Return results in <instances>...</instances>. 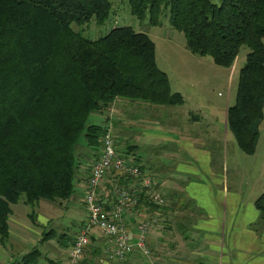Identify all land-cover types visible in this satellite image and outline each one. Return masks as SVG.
Instances as JSON below:
<instances>
[{
	"label": "trees",
	"instance_id": "1",
	"mask_svg": "<svg viewBox=\"0 0 264 264\" xmlns=\"http://www.w3.org/2000/svg\"><path fill=\"white\" fill-rule=\"evenodd\" d=\"M129 5L134 17L149 18L156 27L168 12L187 49L219 67H230L243 46L250 49L227 125L239 149L254 155L264 119V0H221L220 6L211 0H129ZM112 7L111 0H0L1 246L10 239L11 205L22 201L35 223L42 200L68 202L75 195L78 148L97 159L107 131L87 124L92 114L109 113L117 100L185 103L158 68L148 35L122 27L91 41L73 29L93 20L105 24ZM136 149L128 146L130 153ZM134 182L120 178L121 185ZM138 196L139 204L160 208L145 191ZM255 208L264 221V194Z\"/></svg>",
	"mask_w": 264,
	"mask_h": 264
},
{
	"label": "crops",
	"instance_id": "2",
	"mask_svg": "<svg viewBox=\"0 0 264 264\" xmlns=\"http://www.w3.org/2000/svg\"><path fill=\"white\" fill-rule=\"evenodd\" d=\"M119 104L123 110L129 108V104L123 103V100H117L113 107ZM179 114L177 111L166 113L169 124L179 133V144L174 150L180 153V164H177L180 178H168L158 157L156 165L150 171L129 151L121 155L152 175L154 182L156 181V190L167 202L165 207L160 208L150 207L146 202L138 203L137 207L127 211L124 216L131 238L138 237L141 223L151 222L147 233L151 255L146 257L136 252L125 261H110L107 257L109 242L101 231L95 229L91 233V243L82 264H264V226H259L255 220L249 221L248 213L241 216L240 195L230 187L227 177L223 175L224 168L215 161L212 151L206 149L207 136L210 133L215 134L216 130L212 124L204 123L201 117L189 113L194 117L195 126L203 123L207 127L204 136L195 134L191 131L192 125H181ZM95 160L92 152L88 150L85 162L80 163L75 193L80 191L82 199L86 194ZM189 185L190 189L187 187ZM117 187L127 188L135 194L138 202L141 200L138 195L143 190L138 182L121 185L120 178L111 173L103 181L99 195L107 211L111 212L114 208L116 198L112 190ZM76 200L75 196L68 202L53 203L42 200L36 208L35 223L29 218L31 209L22 201L11 205L10 239L6 246L0 245V264H38L45 255L44 250H39V236L41 235L44 245L49 244L58 237L56 230L59 228H62L60 232L72 233L60 234L63 239L60 237L56 248L52 247L58 256L57 262L50 260L49 264H68L71 246L87 223L76 219L74 215L63 221L64 215L74 210V206H78L74 203ZM66 221L72 224V228L66 227ZM51 224L55 228L49 231L52 232L51 235H47L49 232L43 230ZM30 247H33L32 250ZM35 251L38 253L31 256Z\"/></svg>",
	"mask_w": 264,
	"mask_h": 264
},
{
	"label": "rangeland",
	"instance_id": "3",
	"mask_svg": "<svg viewBox=\"0 0 264 264\" xmlns=\"http://www.w3.org/2000/svg\"><path fill=\"white\" fill-rule=\"evenodd\" d=\"M211 1L218 6L221 5V0ZM111 2L112 11L105 24L98 25L93 20L83 26L74 24L73 29L81 32L91 41H97L112 30L122 27H130L137 33L148 35L156 46L158 68L168 76L172 92L180 93L185 103L182 106L173 107L123 100V103L129 104V108L123 110L120 104L115 108L112 106L114 110L111 107L112 111L109 113L92 114L87 124L112 129L119 155L129 151L127 146H136L137 151L130 154L135 155L141 165L149 170L156 165L158 157L164 165L162 170L166 172V176L176 180L181 176L177 171L180 153L174 150V147L179 144V133L175 132L169 124L166 113L180 112L178 117L181 125L182 123L187 125L185 127L192 125L191 131L204 136L207 127L203 123L195 126L194 117H191L189 113L201 117L204 123L212 124L213 129L216 130L215 134L210 133L207 136L206 149L212 151L215 161L223 166V175L227 177L230 187L240 195L241 216L248 213L249 221L255 220L259 226H264V221L260 219L259 212L254 208L255 201L264 193V119L260 125V137L254 155H247L239 149L227 126V113L236 104L240 73L246 65L250 49L243 46L230 67H219L211 57H200L187 49L185 36L171 27L168 12L161 17L162 25L156 27L150 25L149 18L141 21L134 17L129 0H111ZM77 152L79 162H85L88 149L81 146ZM180 169L184 170L182 166ZM187 187L190 189V185ZM118 191L119 188L112 190L115 198ZM74 196L77 199L74 203L78 206H74V210L67 212L63 221L66 217L70 219L73 215L78 220L88 221V213L80 191ZM65 225L72 228L70 222L66 221ZM32 227L37 230L34 225ZM54 228L51 224L45 226L43 231L49 232ZM61 229L56 230L59 235L49 244L44 245L41 242V235L39 236V250H44L45 255L38 264H49L50 260L57 262L58 256L52 247L56 248L57 243L60 242L61 233H72L60 232ZM32 248L30 247L31 250Z\"/></svg>",
	"mask_w": 264,
	"mask_h": 264
},
{
	"label": "built area",
	"instance_id": "4",
	"mask_svg": "<svg viewBox=\"0 0 264 264\" xmlns=\"http://www.w3.org/2000/svg\"><path fill=\"white\" fill-rule=\"evenodd\" d=\"M111 173H115L119 178L136 180L154 204L159 207L166 205L165 198L155 188L153 177L147 171L142 170L139 165L118 154L112 129L107 128L101 139L99 157L91 169L84 196L88 221L77 234L71 246L68 264H82L86 250L91 243V233L95 229L101 231L109 242L108 259L110 261H125L129 255L136 252L146 257L151 255L147 240L151 222L141 223L138 228V237L131 238L124 221L126 212L138 204L135 194L117 187L119 193L111 212L107 211L100 201L101 185Z\"/></svg>",
	"mask_w": 264,
	"mask_h": 264
}]
</instances>
